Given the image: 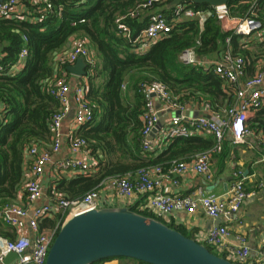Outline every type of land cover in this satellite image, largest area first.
<instances>
[{
	"label": "trees",
	"instance_id": "16d2710c",
	"mask_svg": "<svg viewBox=\"0 0 264 264\" xmlns=\"http://www.w3.org/2000/svg\"><path fill=\"white\" fill-rule=\"evenodd\" d=\"M48 1L54 7H61L60 18L47 15L41 21H30L29 15L0 17V63L6 65L0 72V103L3 105L4 116L0 122V206L10 200L15 201L17 197L25 180L24 167L31 143L45 145L51 141L49 121L58 110L59 102L49 93V87L60 76L57 73L67 65L63 63L59 67L54 57L74 34L88 38L97 58L95 70L87 78L86 99L91 106L93 118L77 131L78 135L86 139L87 148L97 159V164L94 165L96 171L91 175L61 177L53 191H60L69 199L79 198L107 177L133 173L142 167L168 164L173 160H188L213 147L214 138L211 134L196 133L176 137L169 141L161 154L145 161L143 153L147 152L142 151L140 142L143 97L137 91L138 85L158 80L177 95L180 101L192 100L221 111L234 102V93L227 80L212 68L183 64L179 55L183 50L193 48L197 57H206L218 52L221 45L223 48L229 45L234 54H242L251 60L250 51L241 47L242 36L223 32L216 17L207 18L202 27H199L197 19L183 17L174 22L171 31L146 52L136 53L131 40L117 29L115 19L145 0ZM170 1L166 0L163 5V12L167 15L171 12L168 7ZM239 1H227L230 15H252L263 25L264 0H257L255 4L249 2L251 0H247L248 3ZM21 2L33 10L30 0ZM188 4L196 9L211 8L206 3ZM148 20V15L124 19L131 29L132 37L148 24ZM24 47L27 53L23 67L10 73L9 70L15 65ZM255 47L258 53H253V56L264 55V38L256 42ZM245 60L243 75L247 76L252 71L254 59L250 63ZM125 80L129 82V88L134 89L135 98L132 102L123 97L121 91V84ZM248 126L264 133V105L249 119ZM222 148L220 153L224 151V145ZM130 208L152 216L151 213L137 210L136 204L130 205ZM54 223L55 219L45 218L39 227L49 228ZM175 229L194 238L192 233L182 227ZM0 235L15 237V233L2 223L1 218ZM204 245L217 254L213 247ZM113 258L125 257H108L93 264Z\"/></svg>",
	"mask_w": 264,
	"mask_h": 264
},
{
	"label": "built area",
	"instance_id": "2783aa9c",
	"mask_svg": "<svg viewBox=\"0 0 264 264\" xmlns=\"http://www.w3.org/2000/svg\"><path fill=\"white\" fill-rule=\"evenodd\" d=\"M166 0H145L137 3L126 14L115 19L120 33L131 40L137 51H147L153 44L169 33L174 22L181 18H194L200 27L209 17H216L224 29H232L236 34L249 35L262 30L264 23L256 20L252 15L245 17H231L226 4L212 6V8L196 9L187 3L177 4L171 7L167 15L163 9ZM33 10L26 7L21 0L0 1V17L17 18L27 17L30 21H41L47 15L61 17V7H54L48 0H30ZM158 4V5H157ZM156 5V6H155ZM149 14L148 24L134 37L131 29L124 21L127 17H140L146 11ZM80 21H83L81 19ZM229 41V37L226 38ZM27 53L26 48L19 52L15 67L24 64ZM59 52L57 58L61 62L74 63L77 58H82L85 64H93L94 60L88 48L86 38L78 37L73 41L69 52ZM179 59L183 64L212 68L215 73L224 77L234 93V102L219 110H213L208 104H204L208 114H189L186 111V102L180 101L178 96L158 80L149 83H140L137 91L143 97V106L140 119L142 128L141 149L151 152L159 145L156 140V132L165 124L163 138L170 141L176 137H187L192 134H211L214 145L208 150L196 154L188 160H173L168 163L167 169L162 165L142 167L133 173L114 175L102 180L97 187L85 192L81 197L69 199L60 193H51L47 203L34 207V203L41 197V179L45 167L51 162V153L56 152L61 144L62 126L64 118L69 111L68 82L64 77H57L49 87V93L59 102V108L50 118L51 146L43 148L37 143H31L27 149L25 180L21 186L22 196L25 198V206L15 202H7L0 207L2 223L15 233L14 238L0 235V264L5 257L14 252L16 257L7 264H45L49 247L62 223L73 215L83 213L100 206V190L110 188L115 193L126 199L135 196L144 199L136 209L141 212L151 213L153 218L163 221L173 211H181L193 214L198 208L211 217L218 218L221 215H229L237 211L243 200L249 195L243 185V178H237L228 189L222 193H203L198 189L191 195L169 194L162 190L163 179L173 184H178L176 177L186 171H192L202 175L207 180L212 178L211 159L213 154L220 153L226 131L232 133L234 142H242L247 135L254 134L249 128L248 121L256 110L264 105V68H258L251 76L240 81L243 75L245 59L243 56L233 54L228 50L223 58L207 66L198 59L193 48L183 50ZM6 65L0 63V72ZM12 68L9 70L10 73ZM15 72V71H14ZM86 80L78 82L74 90L76 104L73 124L68 130V144L73 156L58 162V168L66 171L70 176L91 175L96 171L95 166L85 160L84 155L89 153L87 141L78 135V129L93 118L91 106L85 98ZM159 103L160 108L156 106ZM167 112V117L162 115ZM173 112H176L172 114ZM3 107L0 110V122L3 121ZM162 124V125H161ZM160 142V141H159ZM161 143V142H160ZM256 143L264 147V133L256 135ZM234 175H237L236 173ZM132 205V204H131ZM130 207V206H129ZM32 208V210H31ZM52 227L40 229L39 223L45 218H54ZM29 230L31 234L24 231ZM229 234L224 225L212 226L203 238L206 244L213 247L215 252L237 264H253L249 261L250 249L242 236H238V245L230 244L226 239ZM260 259L256 264H264V241L259 249Z\"/></svg>",
	"mask_w": 264,
	"mask_h": 264
},
{
	"label": "crops",
	"instance_id": "0c3cea01",
	"mask_svg": "<svg viewBox=\"0 0 264 264\" xmlns=\"http://www.w3.org/2000/svg\"><path fill=\"white\" fill-rule=\"evenodd\" d=\"M256 1L257 0H251L249 2L255 4ZM239 3H248V1L240 0ZM173 6L175 5L170 6L168 4V7L170 8ZM158 8L163 9L164 6L161 5ZM151 11L152 10L146 11L143 14H141V16L144 15L146 16ZM231 17H235V16H231ZM221 30L223 32H233L236 34V32H234L232 29H230L229 31L228 29L225 30L222 25H221ZM254 34H256L258 37ZM238 35L242 36V39L240 41L242 43L241 47L250 51L249 59L251 60H248V58L243 56L242 54H238V55L243 56L244 59L246 58L249 63L252 61V59H254V65L252 67L251 73H249V75L247 76L242 75L240 78V81L242 82L245 78L251 76L258 68H264V55H261L259 57L253 56V53H258L256 51L257 48L255 47L256 42H261V40L264 38V28L262 30L256 31L252 35L250 34L249 35L238 34ZM78 37H83L87 39L88 48L94 60L93 64L90 65L85 64L86 74L84 76H77L70 73L66 69V67L67 65H71L73 63L61 62L57 58V54L59 52H63L62 54H66V52H69L73 46V41ZM227 43H229V41H227ZM225 48H223V46L221 45L218 49L219 50L218 52H215L206 57H198V59H200V61H202L206 66L210 63L212 64L216 61L221 60L224 54L228 50L231 51L229 45H226ZM134 50H135V46H134ZM135 52L144 53L146 51L141 52L135 50ZM54 62L59 67H61L63 63H67L66 67L57 74H59L61 77H64L68 82L69 111L67 112L63 121L60 147L56 152L51 153V162L48 163L47 166L45 167V171L41 179L42 195L34 203L33 205L34 207L47 203L51 193L62 194L60 191L52 190L55 188L58 179H60L61 177H65V178L75 177L68 175L66 171H61L58 168V162L73 156V153L70 151L68 144L69 141L68 130L70 128V125L73 124V116L76 108V104L74 101V90L78 82H81L83 79L86 80L85 83L86 92L84 93L86 98V93L88 91L87 78L89 75L93 74L96 67L97 58L94 48L90 44L88 38L80 34H74L70 37L67 45L61 51H58L55 54ZM23 65L24 64H21V66H17V67L13 66L11 71L17 72L23 67ZM121 91L123 97H125L128 101L130 102L134 101L135 98L134 89L129 88V82L127 80H125L121 84ZM156 106L160 108L158 102H156ZM2 107L3 105L0 103V110H2ZM186 111L189 112V114L191 115L208 114V111L207 109H205L203 103L199 104L192 100L186 102ZM161 113H164L162 115L163 118L168 116L166 114L167 112L161 111ZM174 113L176 112H173L172 114ZM164 130H165V124L162 125V128L158 132H156V140L158 141L159 145L156 146L154 150L151 152H147V153L142 152L143 156L145 157L144 158L145 161L150 157H154V158L157 157L167 147L169 141H166L163 138ZM259 132L262 131H254V134L247 135L242 142H234L232 133L230 131H226L223 141L224 151L220 154L218 153L215 154L211 159L212 178L210 180H207L202 175H198L192 171H186L181 176L176 177L178 180V184L175 185L170 181L163 179V185H162V190L165 193H169V194L191 195L194 192H196L198 189H201L203 193L214 192L217 194H222L237 178H243L244 188L249 193V195L243 200L240 208L237 211L230 213L229 215L226 216L221 215L218 218H211L207 216L201 208H198L193 214H187L181 211H173L172 214L169 215L167 220L166 219H162V220L167 225L169 224L171 226L184 228L187 232L193 234L194 239L204 244H206V242L203 241V238L212 226L224 225L227 227L229 232L226 240L230 244L238 245L240 243V241L237 238L239 235L244 238L245 243L250 249L249 261L253 264H256L255 262H258L260 259L259 249L264 241V147L256 143V135ZM41 146L43 148L48 149L51 146V141L48 144L45 145L43 144ZM84 157L88 163L92 165L97 164V159L91 153L90 149H89V153L85 154ZM191 158H193V156ZM26 159H28L27 155H26ZM167 165L168 164H162L164 169H167L168 167ZM25 173H26V165L24 167V176ZM235 173L237 175H234ZM20 189L21 188H19L17 192V197L15 201L10 200L8 202H15L16 204L25 206L26 205L25 198L24 196H22V192H21L22 190ZM143 200L144 199H142V197H138V196H135L132 199L128 200L124 197L117 195L115 191L110 188H102L100 190V200H99L100 206L129 207L131 204L140 205V203ZM51 219H56V217ZM24 232L27 234H31L29 230ZM97 264H142V263L138 260L131 258H113Z\"/></svg>",
	"mask_w": 264,
	"mask_h": 264
},
{
	"label": "water",
	"instance_id": "95a60500",
	"mask_svg": "<svg viewBox=\"0 0 264 264\" xmlns=\"http://www.w3.org/2000/svg\"><path fill=\"white\" fill-rule=\"evenodd\" d=\"M227 1L171 0L169 5L192 2L217 6ZM85 68L81 57L66 67L77 76H84ZM15 257L14 252L9 253L4 263ZM108 257L149 264H237L165 222L128 206H102L66 219L49 247L45 264H93Z\"/></svg>",
	"mask_w": 264,
	"mask_h": 264
},
{
	"label": "rangeland",
	"instance_id": "374dc122",
	"mask_svg": "<svg viewBox=\"0 0 264 264\" xmlns=\"http://www.w3.org/2000/svg\"><path fill=\"white\" fill-rule=\"evenodd\" d=\"M254 35H256V34H254ZM257 36V35H256ZM258 37V36H257Z\"/></svg>",
	"mask_w": 264,
	"mask_h": 264
}]
</instances>
